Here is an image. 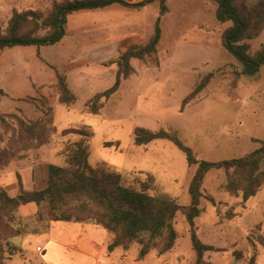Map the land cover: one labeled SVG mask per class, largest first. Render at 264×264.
I'll return each mask as SVG.
<instances>
[{"label":"rangeland","instance_id":"obj_1","mask_svg":"<svg viewBox=\"0 0 264 264\" xmlns=\"http://www.w3.org/2000/svg\"><path fill=\"white\" fill-rule=\"evenodd\" d=\"M60 1L0 0L2 29L15 11L46 13ZM165 5L163 12L159 1L136 8L114 3L74 11L66 15L65 34L59 42L6 46L0 51V88L6 94L0 97V113L35 119L41 115L37 106L45 96L55 126L40 146L12 158L0 171V190L16 196L19 182L25 190L43 189L47 165L64 166L58 153L85 133L90 170L117 172L126 187L167 195L186 206L197 164L189 165L185 153L169 139L135 144L137 127L176 133L196 160L242 157L260 147L264 140V65L253 76L236 74L240 63L222 43L223 31L231 22L215 18L212 0H166ZM157 22L161 38L156 54L145 60L131 59L134 72L121 79L108 99L99 101V113L86 112L85 102L113 84L119 54L131 45L145 44ZM247 42L251 55L264 49V30ZM52 66L67 75L77 99L73 105L58 102ZM209 73L213 76L207 85L193 94ZM4 131L0 125L1 146L7 139ZM21 166L29 174L32 171V182L18 174ZM225 181V171L213 168L202 183L195 230L203 242L222 249L206 253L205 259L213 264H248L251 260L264 264V248L257 242V236H264V185L244 201L224 191ZM46 211L34 203L20 206L15 228L21 233L11 238L0 233V264H81L75 252L44 248L49 226H53L51 236L57 243L79 234L67 228L79 224L50 221ZM174 229L175 245L164 254L152 250L138 260L135 244L128 251L105 250L85 264H194L196 254L182 210L176 213ZM111 237L107 230H99L92 239L106 247Z\"/></svg>","mask_w":264,"mask_h":264},{"label":"trees","instance_id":"obj_2","mask_svg":"<svg viewBox=\"0 0 264 264\" xmlns=\"http://www.w3.org/2000/svg\"><path fill=\"white\" fill-rule=\"evenodd\" d=\"M152 1H159L161 11L166 10V0H62L54 3L46 13L34 10L13 12L5 29L0 24V51L6 46L36 45L45 46L59 42L65 34L66 15L74 11L102 8L111 4L125 7H141ZM216 4L215 18L221 22H231L222 34L223 46L240 63L237 75L253 76L264 65V49L251 55L249 44L264 30V0H212ZM161 38L158 22L149 40L142 45H131L123 50L116 60V72L113 84L95 93L85 102L86 112L97 114L103 98L108 99L115 93L121 79L129 77L134 68L131 59L145 60L154 56ZM56 76L54 87L58 102L66 107L76 102V96L70 89L66 74L52 66ZM207 74L196 86L194 93L203 89L212 78ZM188 96L182 103L193 97ZM6 95L0 88V97ZM37 106L41 115L27 118L17 113H0V125L7 135L5 145L0 134V171L16 156L40 146L52 133L53 110L45 96ZM99 103V105H97ZM21 112L20 109L17 110ZM76 131L77 129H73ZM79 133H83L77 130ZM88 134L83 133L79 140L69 142L59 155L65 165H47V184L43 189L25 190L19 182V192L10 196L0 190V233L7 238L21 233L15 228L20 206L34 203L44 206L46 217L50 221L91 223L99 225L111 233L112 237L106 249L128 251L132 245H138L136 258L142 260L152 250L164 254L171 250L177 238L174 229L176 213L182 210L189 226L192 249L196 254L194 264H213L205 259V254L222 250L203 242L196 230L194 220L200 215L199 202L202 197V183L206 173L213 168L223 169L226 173L224 191L229 195L241 196L246 201L264 185V140L260 147L242 157L219 161L196 160L192 151L177 137L176 133L166 130L152 131L142 127L134 130V142L144 145L156 139H169L186 155L189 165L197 168L188 186L189 204L181 206L175 198L160 193L150 194L145 190H136L122 184L121 175L104 169L88 168ZM210 200H213L210 197ZM37 215L42 216L40 211ZM257 242L264 248V236H257ZM0 259V263H1ZM248 264H254L251 260Z\"/></svg>","mask_w":264,"mask_h":264},{"label":"crops","instance_id":"obj_3","mask_svg":"<svg viewBox=\"0 0 264 264\" xmlns=\"http://www.w3.org/2000/svg\"><path fill=\"white\" fill-rule=\"evenodd\" d=\"M54 82H56V76H55ZM27 170H29L27 167L25 168L21 166V168H19L18 174L19 175L21 174L20 176H22V178L26 177V179L23 178V180H27V181L30 180L32 182V171L30 170V174H29ZM25 172L27 173V176L24 175ZM22 206H25V205H22ZM77 224H79V225H76L77 227L68 226L67 228H70V230H75L79 234L76 237L67 238V241L63 243H57L53 240L51 236V231L53 230V226H49L47 232L44 233V235L46 236L44 237L45 238L44 248L51 246V250L55 248L59 251L66 249V250H69L70 252H75V254H78L76 258V262L81 263V264H85L89 260H96L98 257H100V254L107 249L103 245L98 246L95 242H93L94 240L92 239V237L96 231H99V230L106 231V229H104L103 227L99 225H95L91 223H84V224L77 223ZM87 240H90L89 244L86 243ZM92 251H95V252L93 253ZM123 257H126V256H123Z\"/></svg>","mask_w":264,"mask_h":264},{"label":"built area","instance_id":"obj_4","mask_svg":"<svg viewBox=\"0 0 264 264\" xmlns=\"http://www.w3.org/2000/svg\"><path fill=\"white\" fill-rule=\"evenodd\" d=\"M37 250H38V251H40V250H41V248H40V247H37Z\"/></svg>","mask_w":264,"mask_h":264}]
</instances>
